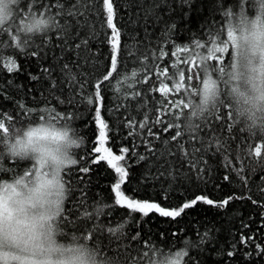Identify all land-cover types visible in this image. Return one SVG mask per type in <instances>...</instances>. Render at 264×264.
Listing matches in <instances>:
<instances>
[{
  "label": "trees",
  "instance_id": "1",
  "mask_svg": "<svg viewBox=\"0 0 264 264\" xmlns=\"http://www.w3.org/2000/svg\"><path fill=\"white\" fill-rule=\"evenodd\" d=\"M60 2L66 8L77 4V0H60ZM26 3L28 0H22L21 6ZM41 3L54 5L56 0H41ZM235 3L236 0H192L191 5L188 6L182 4L181 0H114L116 12L114 23L121 31L118 61L122 58L125 63H118L119 76L113 73L109 81H104L101 85V113L110 129L107 143L104 145L97 142L99 130L95 125L94 111L88 110L90 106L85 103L59 104L57 101L56 97L64 98L71 91L67 78L60 71L63 61L56 64L50 54L43 63L44 67L54 66L51 79L43 78L42 84L30 79V75L40 76L41 69L36 64V58L29 57L27 53L33 51L36 45L46 43L48 48H52L53 45L58 44L63 37L59 29L53 28L46 33L31 36L30 46L23 52L14 47L4 51L5 60L15 59L18 70L9 71V68L0 61V109L5 110V115L11 113L17 126L38 120L40 115L46 113L40 111L42 108L55 107L60 112L71 113L73 119L66 122L74 126L84 138L83 147L79 149L76 157L82 164H87L91 156L99 157L103 154L95 153V147H109L114 155L122 154L118 151L121 146L128 147L126 160L130 165L127 169L129 176L122 185V191L132 198L159 203L167 210L177 209L184 202L202 194L220 201L228 196L234 194L239 196L243 193L251 195L252 199L264 204V191L261 190L264 186L262 179L264 164L257 163V160L264 161V136L250 135L240 123L233 126L231 133L226 128L223 132H218L227 144V151L222 154L215 152L213 148L203 156V160L211 158L210 171L198 172L197 167L204 169V163L201 162L197 167H193L187 160L178 159L179 152L176 156L161 157V163L165 159L176 162L160 169L156 158L146 146L151 144L154 150L163 151L167 147L174 148L178 143L173 141L171 145H165L163 141L174 135L176 129L172 128L166 132L164 129L167 123L173 120L171 113L177 111L170 102L180 99L185 93L183 89L176 92L172 81L166 78L162 70L167 68V75L184 70L185 84L189 82L188 76L192 75L191 84L196 85L199 80L196 78L195 64L199 61L197 59L193 62L192 57L196 52L206 54V49L195 47L196 42L197 40L205 42L206 34L210 30L219 29H223L221 38L226 39V20L223 10ZM77 6L86 10L88 19L95 29V36L89 40L88 52L80 50L84 58H77L75 52L68 53V57L78 60L77 65L73 67L78 84L84 83L87 92L94 94L98 78L111 70V46L107 42L111 29L106 28V13L102 11V0H91V2L80 0ZM55 12L56 8L53 7L52 14ZM57 19L61 23L67 19L73 25L70 32L75 37L78 31L75 20L72 17H57ZM76 19L83 21L84 17L79 16ZM173 22L176 24L174 29L171 27ZM102 24L104 27L101 26ZM87 35H89L88 27L79 29V37ZM0 39L6 38L0 37ZM71 42L74 48L75 44L79 43V38ZM183 48H187L188 51L179 50ZM129 51L134 52L135 56L130 57ZM54 52L59 55V48H54ZM144 55L149 57L146 62L148 71L141 72L136 78L137 82L134 83L130 78L131 71L140 68L136 57L139 56L143 60ZM186 59L188 63H185ZM225 59L230 60V50ZM61 78L64 80L63 83ZM200 78H203L202 73ZM142 79L143 82H139ZM52 80L57 81L58 88H51ZM161 81L169 86L170 91L167 95L159 91ZM133 92H139L140 96L136 99L124 98L125 94L130 95ZM80 95L82 94H77V99ZM18 102H23L27 107L34 109L31 120L22 115V110L17 108ZM95 106L94 104L91 107L94 109ZM186 111L184 110L183 116ZM226 111L222 112L225 119ZM145 112L149 114L150 119L148 127L141 129L139 123L143 120ZM157 115L163 123L154 122ZM129 116L136 120V126L133 128L127 126ZM183 116L178 121L181 125L184 123ZM149 130L156 136H150ZM208 132L209 129L205 128L200 135L205 136ZM187 138L188 133L185 131V136L181 140L186 141ZM188 147L189 145L185 143V148ZM256 148L261 151L259 158L254 156ZM139 155H144L147 159L140 161L137 159ZM78 167L79 165L75 166L73 170L75 189L69 199L74 197L79 201L85 197L89 211L93 208L99 210L97 222L103 227V232L98 233L102 256L125 260L129 251L132 252V258H136V253L144 250L154 252L155 256L160 252L164 255H174L177 251H187L192 257V264H264V255L255 254L254 243H250L247 248L237 243V254L234 257L227 256V252L232 250L233 241L240 240L242 222L249 225L247 229H243L244 235H253L255 242L264 246V207L259 204H253L248 199H237L233 200L226 209H218L197 203L176 219L162 217L155 212L142 218L140 213L130 212L126 208L115 206L113 209L107 206L114 204L115 194L111 189L116 182L117 174L106 161L91 164L87 174L79 172ZM240 169H243V178L247 181V189H250V192L245 191L241 182V176L238 175ZM149 171L151 178L145 175ZM161 171L164 175H160ZM67 172L68 170H65L63 173L65 179L68 178ZM169 172L171 175L168 174ZM226 175L229 176L230 182L223 179ZM3 178H11V173L4 175ZM165 191L168 193L167 197L164 195ZM66 206L70 205L66 202ZM109 228L116 232V236L109 233ZM206 231L209 232V238L201 244L200 238ZM90 245L94 246L92 243ZM249 251L253 255L250 259H245L243 253Z\"/></svg>",
  "mask_w": 264,
  "mask_h": 264
},
{
  "label": "snow or ice",
  "instance_id": "2",
  "mask_svg": "<svg viewBox=\"0 0 264 264\" xmlns=\"http://www.w3.org/2000/svg\"><path fill=\"white\" fill-rule=\"evenodd\" d=\"M91 2V0H90ZM192 0H181L182 4L191 5ZM80 3V0H77V4H73L72 7L66 8L60 0H56L54 5L42 4L41 0H28V3L21 6L19 5L15 18L11 21L10 24L0 27V37H5L6 39H0V61H2L8 68L9 71L18 70V66L16 65L15 59H7L4 58V51L8 48L14 47L15 49H19L20 51H25L30 46V37L27 33L23 31V25L28 20L29 17H37L38 23H42L47 25L48 21H51V27L49 29H59L61 33H63V37L60 42L56 45H53L52 48H48L47 44L36 45L34 50L28 52L27 55L29 57L36 58V64L41 69V75H30L31 80L38 81L42 84L43 78L51 79V71L54 70L53 65H49L48 67H44V61L51 54L52 59L59 64L60 61H63V65L60 68V71L64 73V77L67 78V82L71 88L69 94L64 97H56L59 104H80L85 103L89 107V111H94L95 117V125L99 130V137L97 142L101 145L107 143L108 133H109V124L106 122L105 118L102 117L100 102L102 101V93H101V85L104 81H109V78L112 77L113 73H116L117 76L120 75V71L118 70V63H125L123 59L118 61V53L120 52V37L121 31L118 29L116 23H114V19L116 17V12L114 11V0H102V11L106 13V28L111 29V35L108 37V43L111 46L110 51V71L103 74L102 77L98 78V82L95 83L94 94L88 93L86 90V86L84 83L79 82L77 79V74L73 72V67H75L78 63V60H72L68 57V53L75 52L77 58H84L83 52L89 51V40L95 36V29L92 27V22L88 19L87 12L84 8L78 7L77 5ZM240 6V15L243 16L245 13V0H239ZM56 8L55 14H52V8ZM223 8V5H221ZM227 12L223 11L224 18L231 17L232 11L231 8ZM3 10V0H0V11ZM82 16L84 17L83 21L76 19V17ZM57 17H72L75 20V25L78 28L75 37L70 32V29L73 27L71 23L68 22L67 19L61 23ZM226 20V39H222L221 35L223 33V29H219L217 31H209L206 34L205 42H201L197 40L195 47L197 49L204 50L206 49V54L202 52H196L194 57H192V61L195 62L197 59L199 63L195 64L197 69L196 78L200 81L201 73L202 79L204 83V87H209V81L211 80L212 84H216L217 80H212L213 75H217L219 77V82L225 85V95L221 99V102L218 106H214L211 110H207L206 114L202 119L198 120L200 122H196L194 126H192L191 130H188V138L186 141H182L181 138L185 136V130L189 126L183 123H179L181 117L183 116L184 110H187L192 105L193 101L190 93L193 91V86L191 81L193 79L192 75L188 76V84H185V71L178 70L172 72L170 75L168 74V69L164 68L162 70L163 74L166 75L168 80L172 81V85L176 92H180L181 89L184 90V96L176 101L170 102L174 109L177 111L171 113L173 116V120L167 123V127L164 131H168L169 129L175 128V134L169 137L167 140L163 141L165 145H171L173 141H178L175 147H167L163 151L154 150L151 144L146 145L148 147V151L156 158L157 166L160 169H163L165 165H171L175 163L174 160L165 159L162 163L160 162L161 157H169L176 156L177 152L180 153L178 157L179 160H187L188 163L192 164L193 167H197L201 162L204 163L205 168L200 169L197 167L198 172L202 171H210L211 164L209 160H203V156L207 155L210 149L215 150V152L225 153L227 151V144L224 138L218 135V132H223L225 128L229 133L232 132L233 126L238 122V120L234 117L232 108L230 106V102L227 98V83L224 81L223 77L225 74V66L229 63L230 60L226 61L225 57L229 54V41L234 40V32L232 28L231 19ZM104 27V24L101 25ZM83 27L89 28V35L84 37H79V29ZM171 27L174 29L176 27L175 22L172 23ZM47 30V31H48ZM32 29L29 28L28 32H31ZM47 31H43L41 33H46ZM167 31V29H166ZM75 38H79V43L75 44L73 48L72 40ZM234 46V45H233ZM47 48V50H46ZM54 48H59L60 54L56 55L54 52ZM80 50H83L80 51ZM182 51H188L187 48L179 49ZM128 55L135 56V53L132 51L128 52ZM149 57L147 55L143 56V60L139 56L136 57V62L140 64L139 69H133L131 71V79L135 83L136 78L140 75L141 72L148 71V64L146 63ZM214 62V63H212ZM185 63H188V59L185 60ZM178 77V79H177ZM206 77V78H205ZM128 79L129 77H125ZM64 80L61 78V83ZM139 82H143V79ZM161 87L159 91L167 95L170 91L169 86L164 81H161ZM78 85V87H77ZM59 85L56 80L51 81V88L56 89ZM81 93L77 99V94ZM140 96L139 92H133L130 95L125 94L124 98L127 99H136ZM96 105L94 109L91 107ZM142 107L145 105H141ZM17 108L22 110V115L31 120V113L34 109L27 107L23 102H18ZM226 111V119L225 116L222 115V112ZM15 111V109L13 110ZM41 112H46L49 118H57L64 121H71L73 116L71 113H63L58 111L55 107L52 108H42ZM43 116L40 115L38 117L41 118ZM149 114L147 112L144 113L143 120L139 123V127L141 129L148 127L149 122ZM224 121V123H219L220 121ZM7 124L17 126L14 123V117L11 113L5 115V110L0 109V130L4 133L8 132ZM155 123H163L160 116L157 115L154 121ZM218 125V127L216 126ZM127 126L129 128H133L136 126V120L134 117L129 116L127 121ZM205 128L209 129V132L206 133L205 136H201L200 133ZM183 129V130H182ZM91 134V133H89ZM148 134L150 136H156L155 133L149 130ZM261 135V134H253L252 136ZM264 136V135H262ZM157 138H159L157 136ZM2 142V141H0ZM185 143L189 145L188 148H185ZM92 150H90L91 153ZM118 151L122 154L114 155L112 150L109 147H95V153H103L99 155V157L91 156L90 160L87 164H82L77 158L73 166L68 167L67 179L63 175V182L61 184V188L67 192V196L64 197L61 194V200L58 201V204H61L62 207H59L56 213V224L59 227L62 235L65 238L72 239H80L86 240L89 244H94V247L102 258V264H156L155 262V253L149 250H144L139 253H136V258H132V252L129 251L125 260L101 255V250L99 246V236L98 233L103 232L102 224L97 222V216L99 215V210L93 208L92 211H89V207L86 204L85 197H82L79 201H77L74 197L70 200L69 198L73 196V192L75 189V176L73 174V170L75 166H78V171L84 174L89 173L91 164H98L100 161H106L108 166L113 168L115 173L117 174L116 182L114 183L111 191L115 194L114 204L107 205L110 208H115V206H119L121 208H126L130 212L140 213L143 217H148L150 213L155 212L158 213L162 217H171L172 219H176L180 217L182 213L185 212L186 209L193 208L197 203H203L205 205L212 206L218 209H226L233 200H251L253 204H259V206L264 207V204H260L259 201L252 199L251 195L241 194L231 195L226 198H223L220 201H215L213 199L208 198L206 195H197L193 199L186 201L183 203L181 207H178L174 210H167L162 207L159 203L149 202L148 200H140L132 198L125 194L122 191V185L125 183L126 179L129 176V172L127 169L130 167L126 160V154L129 152L128 147L121 146ZM199 154V155H197ZM251 155V153H249ZM254 156L259 158L261 156V151L259 148L255 149ZM138 160L143 161L146 160L147 157L144 155H139L137 157ZM120 162H123L122 164ZM257 163L264 164V161L257 160ZM7 169L4 171L3 169ZM35 172L37 176L40 175V171L38 167L30 161H17V160H8L4 157L3 152L0 151V181L5 180L3 178L4 175L11 173V177H15L18 175H23L25 178L32 175ZM65 172V171H64ZM171 175V172L168 173ZM146 176L151 178V172L145 173ZM160 175H164V172H160ZM238 175L241 176V182L245 187V191L250 192V189H247V181L243 178V169L238 171ZM175 177H173L174 179ZM223 179L225 181L230 182L229 176H224ZM264 179V178H262ZM261 190L264 191V186L261 187ZM167 191H165L164 195L167 197ZM66 202L70 206H66ZM51 219V218H50ZM249 225L247 223L242 222V231L240 235V240L238 242L233 241L232 250L227 252L228 257H234L237 252V243L243 245L245 248L249 246L250 243L255 244V254L258 256L264 255V246H261L259 243L255 242V237L253 235H244L243 229H247ZM72 229H75L74 231ZM109 233L112 236H116V232L109 228ZM209 238V232H205L201 238L200 243L203 244ZM199 247V245H197ZM160 256H164L163 252L159 253ZM243 255L245 259H250L253 255L251 251L244 252ZM174 256L177 258L172 261V264H192V257L187 251H177Z\"/></svg>",
  "mask_w": 264,
  "mask_h": 264
},
{
  "label": "clouds",
  "instance_id": "3",
  "mask_svg": "<svg viewBox=\"0 0 264 264\" xmlns=\"http://www.w3.org/2000/svg\"><path fill=\"white\" fill-rule=\"evenodd\" d=\"M22 0H3L0 27L11 23ZM240 15L239 0L230 6L234 40L229 41L230 61L225 66L224 81L233 114L250 135H264V0H245ZM229 9H224L227 12ZM51 27L29 17L23 31L29 36ZM31 28L32 31L28 32ZM234 45V46H233ZM206 78V77H205ZM209 87L203 79L190 93L192 105L183 116L191 130L207 110L218 106L225 95V85L213 75ZM0 130V151L8 160L30 161L35 172L0 181V264H102L100 253L86 240L65 238L56 224L61 204L63 173L74 165L84 138L64 120L41 118L23 126L6 125ZM7 171V169H3ZM51 218V219H50ZM156 264H172L174 255H157Z\"/></svg>",
  "mask_w": 264,
  "mask_h": 264
}]
</instances>
